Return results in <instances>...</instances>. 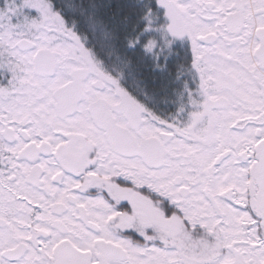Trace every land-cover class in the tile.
Instances as JSON below:
<instances>
[{
  "label": "snow or ice",
  "instance_id": "obj_1",
  "mask_svg": "<svg viewBox=\"0 0 264 264\" xmlns=\"http://www.w3.org/2000/svg\"><path fill=\"white\" fill-rule=\"evenodd\" d=\"M0 264H264V0H0Z\"/></svg>",
  "mask_w": 264,
  "mask_h": 264
}]
</instances>
